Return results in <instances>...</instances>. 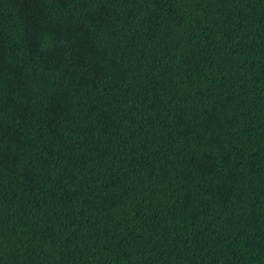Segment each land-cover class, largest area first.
<instances>
[{
	"label": "trees",
	"instance_id": "1",
	"mask_svg": "<svg viewBox=\"0 0 264 264\" xmlns=\"http://www.w3.org/2000/svg\"><path fill=\"white\" fill-rule=\"evenodd\" d=\"M0 264H264V0H0Z\"/></svg>",
	"mask_w": 264,
	"mask_h": 264
}]
</instances>
